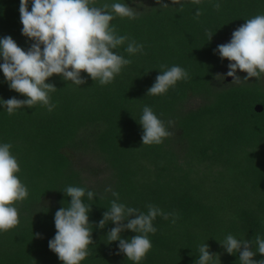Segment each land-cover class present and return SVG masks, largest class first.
Returning <instances> with one entry per match:
<instances>
[{
  "label": "trees",
  "instance_id": "trees-1",
  "mask_svg": "<svg viewBox=\"0 0 264 264\" xmlns=\"http://www.w3.org/2000/svg\"><path fill=\"white\" fill-rule=\"evenodd\" d=\"M117 2L139 15L134 20L117 16L111 24L119 35L142 44L143 52L129 55L127 43L115 49L132 63L111 84L101 86L84 72L87 82L81 86L53 75L46 81L57 88L50 94L52 111L37 104L9 115L0 104V144L12 145L17 175L29 192L15 205L19 225L0 232V264H62L48 242L56 233L55 212L69 206L67 186L96 193L92 200L82 198L91 205L94 244L81 264H133L119 252V241L107 239L115 225L97 227L115 199L108 187L129 207L147 213L146 206L153 204L178 217L172 223V217L157 216L158 231L149 234L152 248L140 264H195L204 243L219 254L220 264H239V255L228 254L219 242L228 234L264 238V75L227 81L224 68L229 71L230 61L215 50L247 19L264 14V0H201L198 5L181 0L183 8L163 0L170 5L166 9L156 0H95L94 6ZM19 7L20 0H0V38L11 36L28 50L33 41L22 35ZM207 31L213 33L210 41ZM161 65L180 66L189 79L163 95H146ZM217 74L224 78L216 79ZM12 97L27 98L11 90L0 71V99ZM145 105L174 133L159 145L142 146L139 120ZM256 105L262 106L260 112ZM169 120L174 124L167 125ZM135 235L125 230L121 238ZM253 259L264 256L257 253Z\"/></svg>",
  "mask_w": 264,
  "mask_h": 264
},
{
  "label": "clouds",
  "instance_id": "clouds-1",
  "mask_svg": "<svg viewBox=\"0 0 264 264\" xmlns=\"http://www.w3.org/2000/svg\"><path fill=\"white\" fill-rule=\"evenodd\" d=\"M201 0H191L200 4ZM160 8H169L163 0H156ZM172 5L183 8L181 0H171ZM95 0H20V21L23 25L22 35L33 41L28 50L20 47L11 36L0 38V71L3 72L9 88L26 99L12 97L0 99L7 113L12 115L17 109L33 108L39 104L52 111L56 105L51 103V93L57 88L48 83L53 75L61 76L65 81H71L81 86L87 81L81 73L101 86L111 84L122 69L132 61L124 58L114 50L127 43L125 51L129 55L143 52V45L126 35H119L115 25L111 24L117 16L134 20L139 12L126 3L103 4L94 6ZM214 8L219 11L221 5L216 3ZM201 11L197 9L195 17L199 18ZM209 41L213 33L207 31ZM221 59L230 61L228 77L232 83L248 81L255 77L259 80L264 75V14H258L247 19L246 23L233 31L230 42L218 45L215 50ZM161 74L157 75L155 83L147 90L146 95L158 96L167 93L178 81L189 79V73L182 67L173 65L167 68L161 65ZM237 70L247 75L241 79ZM223 76L217 74L216 79ZM139 123L142 125V146L159 145L168 137L174 135L168 130L165 122L154 114L151 107L145 105ZM174 122L169 120L167 125ZM10 143L0 144V232H7L20 223L18 202L24 201L28 188L19 179L20 165L11 153ZM106 192H112L115 197L110 209L103 213V218L97 227L103 229L108 222L115 227L107 233L109 243L119 241V252L133 264H140L152 248L149 234H155L158 229L153 222L157 216L172 223L178 218L175 213H166L159 207L148 204L147 213L129 207L119 202L120 196L108 187ZM63 193L70 197L68 207H61L55 212L54 224L56 233L49 240L48 246L62 261V264H81L91 253L89 246L94 244L92 239V224L89 223L91 205L82 198L87 195L92 200L96 193L83 187L67 186ZM125 221H127L125 223ZM131 230L136 233L130 240L121 238V233ZM39 237L40 234H35ZM225 251L239 255V264H264L253 257L259 253L264 256V238L257 235L255 239H237L228 234L219 242ZM255 245V250H253ZM199 259L195 264H220L219 254L211 253L207 243L198 246ZM119 254V253H118Z\"/></svg>",
  "mask_w": 264,
  "mask_h": 264
},
{
  "label": "water",
  "instance_id": "water-1",
  "mask_svg": "<svg viewBox=\"0 0 264 264\" xmlns=\"http://www.w3.org/2000/svg\"><path fill=\"white\" fill-rule=\"evenodd\" d=\"M232 79H233L232 77H228V76H226V80H227V81H230V80H232ZM255 110L258 111V112H260V111L262 110V106H260V105H256V106H255Z\"/></svg>",
  "mask_w": 264,
  "mask_h": 264
},
{
  "label": "rangeland",
  "instance_id": "rangeland-1",
  "mask_svg": "<svg viewBox=\"0 0 264 264\" xmlns=\"http://www.w3.org/2000/svg\"><path fill=\"white\" fill-rule=\"evenodd\" d=\"M230 40H231V39H230ZM230 40H229L228 42H230ZM224 70H225V71H224V72H225V73H224V76H225L226 73H227L228 71H227V68H224ZM193 103H196V102L193 101Z\"/></svg>",
  "mask_w": 264,
  "mask_h": 264
}]
</instances>
